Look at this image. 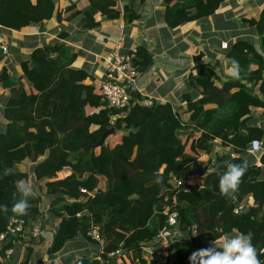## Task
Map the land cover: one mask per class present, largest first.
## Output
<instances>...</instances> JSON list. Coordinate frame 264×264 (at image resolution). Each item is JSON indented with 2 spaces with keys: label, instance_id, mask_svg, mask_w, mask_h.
I'll list each match as a JSON object with an SVG mask.
<instances>
[{
  "label": "trees",
  "instance_id": "obj_1",
  "mask_svg": "<svg viewBox=\"0 0 264 264\" xmlns=\"http://www.w3.org/2000/svg\"><path fill=\"white\" fill-rule=\"evenodd\" d=\"M226 1L164 0V20L174 30L209 18ZM89 2L86 11L76 13L84 15L85 28L98 27L95 21L98 14L107 22L120 19L123 13L128 26L140 19L127 5L122 12L116 0ZM54 16L61 20L55 0L35 3L0 0L2 29L19 31L42 25ZM250 24L263 36L260 44L263 53L246 40L235 42L226 53L228 67L234 58L244 70L240 80L229 79L222 88L217 87L215 82L220 76L211 65H198L197 75L190 77V83L201 89L203 95L197 102L187 98V113L192 114L194 128H188L169 103L149 106L141 95L137 104L131 98L124 110L111 108L92 84L88 68L73 67L79 53L64 42L65 33L24 58L20 63L21 77L11 76L3 68L0 88L9 90L10 95L3 111L7 124L0 132V204L7 205L9 212H0V234L6 232L13 220H24L31 226L44 217L46 213L42 208L48 204L51 215L48 222L60 220L48 250L50 254L58 253L80 236L94 242L89 233L97 227L105 242L102 258L108 264L122 252H134L137 257L133 262L145 263L139 258L144 245L154 243L162 233L171 231L183 237H176L171 247L175 264H188L194 251L238 230L252 234V243L264 264V252H261L264 250V151L260 157L262 168L249 162L234 200L221 195L218 187L219 177L226 170L223 162L241 163L244 158L239 155L248 152L254 140H264L262 129L247 127L246 120L251 108L264 107V11L259 20ZM3 60L0 49V64ZM154 63L155 57L150 51L143 47L136 49L134 67L140 75L150 71ZM235 89L238 91L232 92ZM208 103L218 108L205 110ZM228 108L227 113L221 114ZM92 127L98 129L93 131ZM208 127L211 135L204 132L197 135ZM242 128L245 134L240 133ZM110 129L115 130L112 138L121 135V139L111 143L110 137L109 154L97 155L94 146ZM216 139L232 146V152L238 157L233 153L214 152ZM203 154L215 159L214 173L206 179L203 188L195 185L190 192L178 191L172 180H188ZM23 164L35 165L32 177L39 184L49 180L48 192L44 196L41 187L38 188V195L29 200L28 214L17 216L10 211L19 198L15 181L30 179L28 173L17 169ZM63 168L71 169L72 174L56 179ZM98 176L107 179L104 193L97 191ZM158 177L161 183H156ZM82 190L90 195L83 194ZM250 197L254 198L255 206L236 216L237 204ZM168 206L179 213L177 229L168 225L164 214ZM13 240L24 241L13 237L4 249L11 248ZM114 253L116 257L111 256ZM91 263L98 264L90 258L76 262Z\"/></svg>",
  "mask_w": 264,
  "mask_h": 264
},
{
  "label": "crops",
  "instance_id": "obj_2",
  "mask_svg": "<svg viewBox=\"0 0 264 264\" xmlns=\"http://www.w3.org/2000/svg\"><path fill=\"white\" fill-rule=\"evenodd\" d=\"M32 1L35 3L37 0ZM55 1L56 12L61 13V20L54 16L53 19L45 21L42 25L26 27L19 31L0 27L1 45L8 50V55L0 64V71L5 68L11 76L21 77V61L29 56L34 49L57 40L61 33H65L67 39L64 42L79 53L73 67L76 69L87 67L92 77V84L99 92L106 82L105 59L107 56L116 50L121 54H128L139 47H143L154 55L155 63L150 71L137 79L141 97L146 100V103L150 101L161 104L169 103L174 114L178 115L180 120L188 125V128H194L195 125L191 120L192 114L187 113V98L197 102L203 97L201 89L190 83V77L196 76L198 73L197 66H213L220 76L215 84L222 88V84L230 79L227 76L229 67L226 53L235 42L246 40L253 43L260 53L262 52L260 44L263 36L255 27H252L250 22L260 19L264 11V0H227L209 18L187 23L174 30L170 29L164 20L166 7L164 0H116L122 12L124 6L127 5L132 11L140 15V19L128 26L123 18V13L120 19L107 22H103L102 16L98 14L95 16L98 27L95 28H85L84 15L77 16L76 14L77 12H84L90 7L89 0ZM200 54H203L201 61L195 63L193 58ZM205 55L208 57L207 64L203 61ZM237 91L238 89H235L232 92ZM9 95V90L0 88V132L5 130L7 124L3 111L7 106ZM204 108L205 110L217 109L218 105L208 103ZM229 110V108L223 109L221 114L227 113ZM246 120L247 127L262 129L264 132V107L251 108V113L246 117ZM192 128L189 130L191 131ZM97 129L98 127H92L93 131ZM199 132L198 136L203 132L212 134L209 127ZM240 133L245 134V129L242 128ZM120 139L121 135H116L115 138H111V143L119 142ZM109 147L111 148V145L107 142L104 146L96 149V154L108 155ZM214 152L219 154L233 153L234 157H238V154L232 152V146L223 145L221 139L214 141ZM239 156L262 168L261 154L259 156L252 154L250 148L248 152ZM211 161L216 164L214 158L206 154L201 155L195 167L196 171L186 180L187 184L191 187L200 186L202 177L197 174L198 169H204ZM34 166L33 164H23L19 165L17 169L28 173L29 180L33 183L37 193L38 188L41 187L42 195L46 196L49 180L39 184L33 179ZM71 174V169L63 168L57 173L56 179H65ZM262 179L264 180V171ZM98 181L97 191L104 193L107 188V179L104 176H98ZM95 194L94 192L92 196ZM240 205L246 207L247 213L255 206L254 198L250 197L245 202L237 204V206ZM48 209V204L42 208L46 213L44 215L46 226L41 237L37 240H31L28 236L22 238L24 241H14L11 247L14 249V253L10 257L6 255V249H4L8 241L2 248L0 247L2 264H17L20 261L24 264H76L81 258H90L98 264H108L101 257L105 242L102 239L96 241L91 236L94 242L80 236L67 243L58 253L50 254L48 250L60 220L54 223L48 222L51 218ZM176 237L181 238L182 235L165 231L154 243L144 245L139 258L147 262L153 257L151 264H162L163 259L167 256L168 264H175L176 258L171 252V247H173ZM212 246H214L213 243L206 248ZM98 247L99 250H97ZM83 251L87 252L85 257H81ZM136 257L134 252H122L116 260L112 261V264H129ZM188 264L191 262L189 261Z\"/></svg>",
  "mask_w": 264,
  "mask_h": 264
},
{
  "label": "clouds",
  "instance_id": "obj_3",
  "mask_svg": "<svg viewBox=\"0 0 264 264\" xmlns=\"http://www.w3.org/2000/svg\"><path fill=\"white\" fill-rule=\"evenodd\" d=\"M203 61L206 64L208 63L206 55L203 57ZM243 71L239 61L233 58L230 61L227 76L231 80H240ZM223 165L226 170L219 177V191L221 195L234 200L242 177L249 167V161L247 159H244L241 163L224 161ZM161 182V178L158 177L156 183ZM15 189L19 198L12 204L10 211L14 215L25 216L31 207L29 200L37 196V190L33 183L27 179L15 181ZM0 212L8 213V206L0 204ZM252 239L251 233L245 234L234 230V235L225 236L219 242L214 240L212 242L214 246L194 251L189 260L191 264H261L257 248L252 243ZM261 252H264V250H261Z\"/></svg>",
  "mask_w": 264,
  "mask_h": 264
},
{
  "label": "built area",
  "instance_id": "obj_4",
  "mask_svg": "<svg viewBox=\"0 0 264 264\" xmlns=\"http://www.w3.org/2000/svg\"><path fill=\"white\" fill-rule=\"evenodd\" d=\"M0 49L3 50L4 57L8 55V50L3 48L0 42ZM136 59V50L128 53L121 54L118 50L110 53L105 59L106 67V82L100 88V95L103 100L108 103L111 108L117 110L126 109L132 97L127 94V88L123 87L125 80L136 82L139 77V73L134 67V60ZM133 99V98H132ZM154 102H147L146 105L152 106ZM263 143L259 140H254L250 146V152L254 155L259 156L262 152ZM174 187L180 191L190 192L191 186L187 184L186 181L174 178L172 180ZM83 194L90 195L86 190H82ZM174 204H176L177 198H174ZM247 209L244 206H237L234 210L235 214H244ZM164 214L168 217V225L170 227H177L179 224V214L177 211H172L170 207H167ZM45 226L44 217L39 218L31 226H27L24 220H13L7 227L5 233L0 234V247L2 248L8 241L13 237L26 238L29 236L32 240H37L41 237ZM89 236H91L96 241H101L99 228L94 227ZM14 242V240H13ZM14 253L13 248L6 249V255L8 257L12 256ZM112 257H116L117 254H111ZM168 259L167 256L165 260ZM153 262V257L147 262H131L129 264H151ZM17 264H24L23 262H18ZM94 264V263H91ZM168 264V263H167Z\"/></svg>",
  "mask_w": 264,
  "mask_h": 264
},
{
  "label": "water",
  "instance_id": "obj_5",
  "mask_svg": "<svg viewBox=\"0 0 264 264\" xmlns=\"http://www.w3.org/2000/svg\"><path fill=\"white\" fill-rule=\"evenodd\" d=\"M202 56L203 54H200L199 56H196L193 58L194 62H198V61H201L202 59ZM123 87H126L127 88V94L133 98L135 104L138 103L139 101V96H140V93H139V89H138V85L136 82H132V81H128V80H125L124 83L122 84ZM115 134V130L114 129H110V130H106L101 138H100V141L97 145L94 146V148H98V147H102L106 144L107 140L112 137L113 135ZM263 145H262V149L264 151V140H263ZM208 168L210 169L208 171ZM208 171V172H207ZM215 171V162L214 161H211L204 169H198V172L197 174L200 175L202 177L201 181H200V186L201 188L204 187L205 185V182H206V179L211 175L213 174ZM207 172V174H206ZM206 174V175H205Z\"/></svg>",
  "mask_w": 264,
  "mask_h": 264
},
{
  "label": "rangeland",
  "instance_id": "obj_6",
  "mask_svg": "<svg viewBox=\"0 0 264 264\" xmlns=\"http://www.w3.org/2000/svg\"><path fill=\"white\" fill-rule=\"evenodd\" d=\"M143 75H144V74H143ZM143 75H142V74L139 75L138 79H139L141 76H143ZM111 138H112V137H111ZM108 140H109V139H108ZM108 140H107V142H108ZM107 142H106V143H107ZM87 193H89V192H87ZM173 201H174V200H173ZM176 201H177V200H176ZM254 203H255V200H254ZM176 204H177V202H176ZM168 207H169V206H168ZM166 208H167V207H166ZM166 208H165V209H166ZM178 214H179V213H178ZM235 215H236V216H241V215H243V214H235ZM178 225H179V224H178ZM90 232H91V231H90ZM99 233H100V229H99ZM89 234H90V233H89ZM226 236H227V235H226ZM100 237H101V235H100ZM223 237H225V236H223ZM223 237H222V238H223ZM222 238H221V239H222ZM75 243H76V241H75ZM80 248H81V247H80ZM97 250H99V247H98ZM82 253H83V254H81V255H82L81 257H85V256L87 255V252H86V251H83ZM120 254H121V253H120ZM118 256H119V254H118ZM101 257H102V255H101ZM102 259H103V258H102ZM100 260H101V259H100ZM168 261H169L168 259L165 260V258H164L162 264H167ZM112 263H113V262H111V264H112Z\"/></svg>",
  "mask_w": 264,
  "mask_h": 264
}]
</instances>
